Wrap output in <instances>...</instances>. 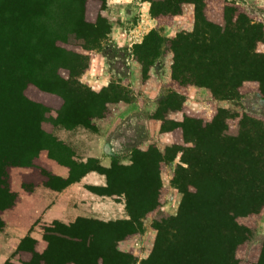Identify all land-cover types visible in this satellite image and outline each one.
<instances>
[{
  "label": "rangeland",
  "instance_id": "obj_1",
  "mask_svg": "<svg viewBox=\"0 0 264 264\" xmlns=\"http://www.w3.org/2000/svg\"><path fill=\"white\" fill-rule=\"evenodd\" d=\"M231 1L251 22L264 24V0ZM77 2V8L69 13L66 9L65 14L74 21L86 19L89 27L83 25L63 29L58 34L49 33L45 49L49 53L57 52L50 47L55 43L62 58H72L79 64L74 68L77 80L93 97L92 102L66 103L64 114L68 106L69 111L80 113L77 115L81 121L71 125L56 120L58 114L51 108L49 114L55 121L46 125L50 127L48 134L53 141L38 148L35 167L13 169V200L0 213V264H38L43 262L42 256L47 259L46 264H175L182 259L173 256L174 245L162 251L155 246L158 234L175 229L179 231L178 243L184 244L182 250L190 259L178 264H210L211 256L218 259L219 262L211 259L218 264H253L264 242V203L253 215H231L227 220L224 217L225 224L213 226V200L191 202L189 196H193L198 177L193 182L188 179L182 183L179 167H188L187 161L191 163L190 169L193 165L192 141L199 138L196 120L210 121L218 109L240 119V128L236 127V119L228 120L227 129L232 135L238 136L235 134L246 130L241 136H257V130L264 127V93L244 85L239 94L222 97L206 85L188 84L176 75L180 73L175 72L174 46L181 35H189L195 26L192 0L181 2L177 13L160 16L151 13L150 0H106L103 7L92 0ZM35 4L25 10L30 18H35L34 12L40 9L41 2ZM221 6L218 0L207 2V16L216 23L223 22ZM98 11L104 29L101 31L95 20ZM18 16H26L20 6ZM41 39L38 35L39 42ZM254 50L264 53V43H259ZM25 52L22 58H31V51L24 55ZM254 60L259 64L251 69L257 73L255 66L260 69L264 66L256 57ZM26 66L27 69L23 62H18L16 66L0 68L32 70V62ZM59 66L60 72L69 70L67 65ZM177 78L184 83L179 84ZM17 86L9 91L0 86L2 110L13 106L20 109L14 100L20 92V84ZM30 90L36 91L33 98L36 100V94L41 92L37 88ZM94 96L104 103L102 107ZM34 100L22 105L27 122L35 109ZM96 112L98 116L94 115ZM200 138L207 140L208 133ZM209 148L215 153L221 147L214 146L212 150L210 145ZM230 151H235L238 157L246 154L235 148ZM203 162L213 163L212 160ZM227 165L235 166L229 161ZM155 173L159 175L160 185L150 209L149 204L143 206L148 200L144 191L157 184L158 177L151 175ZM218 176L211 178L215 184L219 179L223 185L232 186L229 199L239 207L249 201L237 200L241 195L236 191L244 183H239L235 176ZM250 183L247 179L246 185ZM122 189H128L129 196ZM184 191L189 193L190 201ZM192 204L201 212L198 222L194 221V214L187 215L191 211L186 210ZM139 207L147 209L146 212L131 218L130 213ZM93 220L120 223L114 229H105L109 237L104 238L103 225ZM122 220L129 222L121 223ZM241 224L246 230L242 228L240 243H243L235 249L233 261L217 226L221 225L228 233V227L240 229ZM78 241L85 242L87 249L79 250ZM99 241L111 251L98 249Z\"/></svg>",
  "mask_w": 264,
  "mask_h": 264
},
{
  "label": "trees",
  "instance_id": "obj_2",
  "mask_svg": "<svg viewBox=\"0 0 264 264\" xmlns=\"http://www.w3.org/2000/svg\"><path fill=\"white\" fill-rule=\"evenodd\" d=\"M39 1L41 2L39 7L41 10L36 9L34 12L37 13L35 18L34 16L30 18V14L25 10L31 7L32 4L36 5L35 3ZM92 1L94 3L98 2L101 7L106 2V0ZM150 1V11L153 16H160L161 14L173 15L177 13L180 9V3L185 0ZM192 1L195 3V26L189 35H181L177 45L174 46L175 72L180 73L176 75L184 80L186 79L188 84L206 85L215 95L221 94L222 97L239 94L244 85L253 86L254 89L257 88L261 93H264V68L260 69L255 66L257 73L251 69L255 64H259L254 60V57L264 66V53L254 50L259 43H264V24L251 22L244 11L231 0H218L222 3L220 14L223 22L216 23L207 16V2L209 0ZM77 5V0H22L21 2L0 0V67L16 66L18 62H23L26 69V64L29 62H32V70L35 67V71H15L12 68H8L9 70L0 68V86L9 91V89H16V85L19 86L20 84V92H18L17 99H14L19 104L20 109L14 106L9 107L7 110L0 108V213L10 206L13 200L14 192L11 191L13 169L15 167H24L25 169L35 167L34 162L37 161L40 147L46 146L45 144L48 141H53V137L48 134L50 127L46 125V122L55 121L53 116L49 114V110L55 108L56 114H58L56 120L61 121L60 123L75 124L81 121L77 115H80V113L73 110L69 111L71 107L68 106V111L64 114L63 108L66 103L69 105L78 101L86 104L93 98L90 94H87L88 90L77 80V71L74 68L79 67V64L75 63L72 58H62L58 52L59 46H54L55 43L50 47L53 46L57 52L49 53L45 49L48 44L45 39L49 33L58 34L57 32H62L63 29L79 28L83 25L89 27L86 19L74 21V18H67L66 9L69 13L71 9L77 8ZM19 6L23 9V15H26L23 18L18 16ZM97 13V19L95 20L99 27L98 30L101 31L104 29L101 26L99 11ZM38 35L42 36L41 42L38 41ZM24 51H26L24 55L31 51V58H22ZM59 65H67L69 70L60 72ZM183 79H178V83H184ZM35 88L41 92L36 94V100L33 99L36 91L30 90ZM31 92H33V97ZM31 100H34L36 105L27 122L25 121L27 118L24 117L26 116L24 113L25 108L22 105L30 104ZM97 102L100 103L101 107L104 104L98 100ZM90 106L92 108V105ZM86 109L89 110L90 108ZM97 112L94 114L95 116L99 115ZM235 117L226 110L218 109L210 118V121L199 119L198 122L196 120L197 127H199V138L192 141L193 153L190 152V156L193 165L190 169L191 163L187 161L188 167H179L181 170L179 180L182 183L187 182L188 179L192 181L198 177L199 182L194 183L196 186L193 187V196H189L192 197L191 202L213 200L214 217L211 221L213 226L225 224L231 215H234V217L253 215L259 210L261 203H264V183H261V178L264 177V127L258 129L257 133L252 130L257 136L244 137L243 133L246 130L239 132V134L236 133L235 135L238 136H234L228 131L227 125L228 120L236 119ZM236 120V127L240 128V119L239 121L238 118ZM206 133H208V139L204 141L200 136L203 137ZM241 134L243 135L241 136ZM251 134L253 133L249 135ZM22 135L26 136L21 137ZM33 135L34 139L31 141ZM36 142H38L37 145H35ZM210 145L212 150L214 146L223 149L219 148L215 153H212L209 148ZM230 148L245 151L246 154L244 157H238L235 151H230ZM226 151L230 157H228ZM203 160H212L213 163H204ZM227 161L233 162L235 166H228ZM200 169L203 171L196 172ZM150 170L153 169L150 168ZM216 174L219 176L222 174L226 177L235 176L239 183H244L245 185L242 188L239 186L236 191L241 195L237 197V200L240 203H243L246 199H249V201H245L239 207L232 198L229 199L232 195V186L223 185L219 182V179H216L215 184L211 178ZM151 175L152 177H158L157 184L151 185L147 191H144L148 200L143 202V206L149 204L148 208L150 209L153 208L152 198L155 190L160 185L159 175L156 173ZM219 176L216 178H219ZM68 177V181H70V175ZM247 179L248 182H251L248 186L246 185ZM209 182L211 183L209 184ZM121 191L129 196L128 192L130 191L128 189H122ZM186 192H183L184 196L190 201L188 198L189 193ZM241 198L243 200H240ZM145 210L147 209L139 207L135 210L137 215L134 211L130 213L131 218H136L139 212H146ZM186 212L187 215H195V222L199 221V213L201 212L197 205L192 204ZM224 217H226V220ZM187 218L190 219L189 216ZM128 222L127 220L121 221V223ZM95 223L103 225L104 233L102 235L105 238L109 237L105 229H114L113 227L120 222L95 221ZM217 228L222 241L228 247V250L232 252L231 257L234 261L236 259L234 251L243 243L240 242L243 240L241 239V233L246 230L245 225L241 224L240 229L228 227V233L223 231L221 225ZM177 233L179 231L175 229L172 232L167 231V233L158 234L155 246L162 251L164 248L168 247L167 249H170L174 245L173 256L181 258L182 260L178 263H182L183 260L190 259H188L189 255L185 257V250H182L184 244L178 243ZM99 242L97 243L99 244L98 249H110L111 251V248L104 245L103 242ZM86 243L88 245V242ZM211 243L213 244L215 241ZM55 246L56 242L52 244V249ZM78 246L79 250L87 249L85 242L78 241ZM179 252H182V255H178ZM56 255H58V252ZM69 256L66 255V257ZM100 258L102 261V257ZM211 259L219 262L215 257L211 256ZM211 259V262L208 259L210 264H218ZM40 260H43V262H38V264L47 263L45 256H42ZM253 264H264V242L260 248L258 258Z\"/></svg>",
  "mask_w": 264,
  "mask_h": 264
}]
</instances>
